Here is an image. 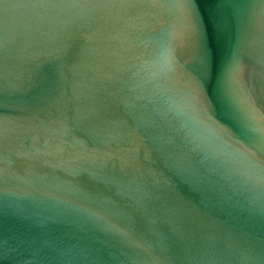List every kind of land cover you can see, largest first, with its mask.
<instances>
[{"label":"water","instance_id":"obj_1","mask_svg":"<svg viewBox=\"0 0 264 264\" xmlns=\"http://www.w3.org/2000/svg\"><path fill=\"white\" fill-rule=\"evenodd\" d=\"M254 58L264 0H0V264H264Z\"/></svg>","mask_w":264,"mask_h":264},{"label":"snow or ice","instance_id":"obj_2","mask_svg":"<svg viewBox=\"0 0 264 264\" xmlns=\"http://www.w3.org/2000/svg\"><path fill=\"white\" fill-rule=\"evenodd\" d=\"M249 69L253 70V71H260L262 73H264V59H252V60H249L247 62V65L244 66V67H241L239 68V72L241 71H248ZM250 110H251V113L253 114V116L259 120L260 122L264 123V113H260V114H257L255 109L252 108L251 106H249ZM242 135H244V131L242 132Z\"/></svg>","mask_w":264,"mask_h":264}]
</instances>
